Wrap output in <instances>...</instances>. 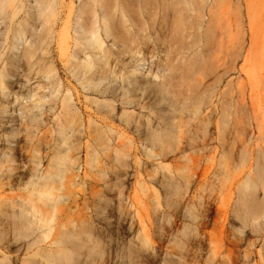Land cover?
Returning a JSON list of instances; mask_svg holds the SVG:
<instances>
[{
	"label": "bare ground",
	"instance_id": "1",
	"mask_svg": "<svg viewBox=\"0 0 264 264\" xmlns=\"http://www.w3.org/2000/svg\"><path fill=\"white\" fill-rule=\"evenodd\" d=\"M78 1L75 5L64 0H0V25H3L0 35V169L3 172L0 175L7 173L11 176L22 161L33 159L31 134L41 118L44 122V126L39 128L44 134L42 140L53 139L51 133L59 122L66 127L71 126L69 142L78 146V151H69L66 157L57 161L46 185L36 186L23 194L28 201L27 211L31 213L28 219H34L46 230L44 239L47 244L39 249L30 252L28 242L16 239L25 235L28 227L24 220L19 219L21 209L18 197L22 194L15 188L14 181H0V221L5 222L0 225V264H50L63 254L92 242L90 233L95 224L89 212L71 220L61 216L62 205L67 200L64 192L68 185H75L74 179L79 176L82 167L72 171L73 163L82 151L89 157L85 165H91L90 169L93 164L100 163L97 173L106 167L110 159L123 155L126 146L132 147V138L124 125L137 122L148 124L150 117L156 120L158 113L153 104L156 94L172 103V118L183 129L181 153L185 144L189 146V151L207 149L206 142H197L198 132L206 125L204 118L199 120L205 109L209 108V113L217 112L218 131H224L228 125V105H221L219 110L211 102L214 89L222 77L212 63L209 43L216 32L222 33V30L235 26L237 16L234 4L238 0ZM244 6L249 24L255 22L253 16L260 17L252 26L255 30L258 23L264 22V17L261 18L264 0H244ZM254 8L256 12L253 13ZM205 15L208 22L201 32ZM249 32V35H255L250 29ZM198 47L202 48L200 54L195 53ZM189 52L193 55L185 65L182 60ZM196 57H200L201 66L194 68ZM146 61L148 71H139L140 65ZM57 65L87 93L82 101L83 111L72 101L70 88L63 89L65 93L60 97V84L49 96L37 92L38 89H53V81L58 74ZM31 73L38 76L35 89L26 86L32 80ZM19 78L24 80L18 91H14L13 85L20 83ZM21 87L25 88L24 93L20 92ZM197 108L199 115L194 116ZM113 110L120 114L121 120L111 119ZM194 121H198L199 125H193ZM117 130L120 133L118 136L115 134ZM158 132L166 134L164 128L158 129ZM220 147L222 151L225 149L224 141ZM175 158L161 160L158 165L165 167L176 181L188 180L189 185L195 184L194 189L188 192L191 195L187 207L193 226L200 212L198 198L203 194L200 191H204L208 167L204 166L196 172L200 161L196 159L194 167L177 166L175 172L165 163ZM61 168L68 170L62 174ZM245 174L229 188L230 196L235 197ZM83 176L91 178L88 182L90 192L98 182L104 183V178L97 174L91 176L85 172ZM99 195L103 196V192ZM220 204L218 200L216 215L210 222L220 226L221 232H224L229 210L228 206ZM88 206L85 201L80 210ZM192 229L196 233V229ZM206 229L208 223L203 225L202 239L211 244ZM81 235H85L86 239L80 238ZM138 236L143 237L145 242L143 227L138 228ZM226 240L233 254L241 253L243 259L253 254L264 264V248L261 247L257 253L249 249L255 246V241L247 242L246 250L240 252L241 244L236 245L228 237ZM200 250L201 247H190L179 255L188 257L192 253L196 262L199 257L196 252ZM18 254L21 259L17 263L14 255ZM229 263L238 264L239 261L231 256Z\"/></svg>",
	"mask_w": 264,
	"mask_h": 264
},
{
	"label": "rangeland",
	"instance_id": "2",
	"mask_svg": "<svg viewBox=\"0 0 264 264\" xmlns=\"http://www.w3.org/2000/svg\"><path fill=\"white\" fill-rule=\"evenodd\" d=\"M64 1L75 5L79 2L78 0ZM208 5L211 6L212 2L209 1ZM234 6L237 16L235 26H232L229 30H222V33L216 32L209 43L212 63L216 68V72H220L219 74L222 77H220L221 79L214 89L211 102L219 110L221 105H228V125L224 131H218L216 124L218 119L217 112L209 113V108L205 109L199 116V120L201 121L204 118L207 129L198 132L197 142H206L207 149L204 151H188L183 157H176L174 160L176 163L170 160L165 162L170 165L171 170L176 172L177 166L183 167L187 165L192 168L195 166L194 161L199 159V168L196 169V172L204 166L208 167L206 185L215 181L217 164L222 160L230 176L227 182L226 194L218 198L220 205L225 207L231 203L234 197L233 195L230 196L229 188L237 178L241 177L250 168L232 171L231 161L224 153L226 151L232 153L241 152L242 155L250 153L254 161L256 153L264 150V22L262 21L264 13L261 16L263 24L259 21L261 23H258L254 30L252 29L254 27L253 24L255 23L256 25V21L258 22L260 17L253 16L255 22L253 21L251 25L246 15L244 0H238ZM254 12H256L255 8L253 9ZM207 22L208 18L205 15L201 32L206 29ZM249 29L251 33L255 32V35L251 34L252 37L254 36L253 38H250ZM2 30L3 25L1 24L0 35ZM201 50L202 48L198 47L195 49V53L200 54ZM191 53L189 52L184 56L183 64L187 65L189 63L188 61L193 55H190ZM196 58L194 68L201 66L200 57ZM56 69L58 74L53 81V89L51 88L50 91L38 90L37 92L49 96L50 92L56 91L58 89L57 86L60 84L61 86L58 89L60 97L65 93L63 89L70 88L73 95L72 101L76 103L80 111H83L82 101L87 93L80 88L79 83L74 78L67 72H63L60 65H57ZM139 69L141 72H147L148 62L141 64ZM31 77V82L26 86L35 89L38 84V76L31 73ZM20 80H18L20 83H15L16 86L15 84L13 85L14 91H18L24 79ZM24 90L25 88L21 87L20 92L24 93ZM195 95L193 96L194 98ZM219 96L220 102L217 103ZM8 114L10 115V112ZM13 116H15V113H13ZM193 123V125H199L198 121ZM221 140L224 141L225 149L223 151L220 147ZM78 157L82 167H80L79 176L74 179L75 185H68L64 192L67 200L62 205L61 216L71 220L79 214L89 212L95 224L90 233L92 242L85 244L83 248L73 250L71 253L63 254L50 264H230L229 258L231 256L234 260L237 258L238 264H261L259 258L253 254H249L248 259H243L241 253L233 254L226 240V228L224 232H221L220 226H214L211 222L208 223V229L205 231L211 240V244L201 238V250L196 252L199 254L196 262H194L195 257H193L192 253L191 256L181 257L179 253L186 248L190 250L187 245L189 246V241L196 237L197 232H193V226L189 223L185 224L182 230H178L174 234H165L164 226H171L174 222L173 217L171 215H161L164 205L158 190L154 186H150L145 182L147 191L143 194L139 191L140 181L144 178V172L142 171L137 173L136 183L130 193L132 208L125 210L122 207L118 212H111L109 215L113 219L111 221L107 220L104 214V183L98 182L94 190L91 191L93 192L91 195L88 187V182L91 178L83 176L85 172H89L91 176L97 174L94 169L97 170L100 167V163L93 164V168L90 169L88 164H86L87 166L85 165V161H88L89 157H86L82 151ZM137 164L142 167L139 160ZM81 181H83V185H80ZM100 192H103V196L99 195ZM200 192L204 193V191ZM190 195L189 193L187 194V203ZM85 201L89 204L88 208L80 210ZM153 201L158 203L159 207H154ZM190 207L193 208V206ZM157 216H161L159 226L156 222ZM186 226H190V228ZM139 227H143L145 242L142 241L143 237L138 236ZM117 235L127 238L121 244L118 259L112 254L110 248L111 237ZM80 238L85 240L86 236L81 235ZM252 241H254V238L242 243L240 252L245 251L247 242ZM249 249L257 253L261 249V245L255 243V246L249 247ZM64 255L65 257H63ZM14 257L17 259V263L18 259H21L19 254L17 256L14 255Z\"/></svg>",
	"mask_w": 264,
	"mask_h": 264
},
{
	"label": "clouds",
	"instance_id": "3",
	"mask_svg": "<svg viewBox=\"0 0 264 264\" xmlns=\"http://www.w3.org/2000/svg\"><path fill=\"white\" fill-rule=\"evenodd\" d=\"M157 79H162V77H157ZM153 104L158 113L156 120L153 121L150 117L148 124L139 122L131 125L125 124L127 133L132 138V147L126 146L124 154L110 159L104 169L97 171V175L104 178V214L107 220L111 221L113 217L109 213L118 212L122 207L125 210L132 208L130 193L136 183L137 173L144 172L139 191L142 194L147 191L145 182L154 186L164 205L161 215L173 217V224L164 226L167 235L174 234L176 231L182 230L185 224L192 223L191 218L187 215V194L194 189L195 184L189 185L188 180L176 181L165 167L158 165V162L164 159H173L177 155L183 157L189 151V146L185 144L184 152L179 151L183 129L172 118L171 101L156 94ZM193 115H199L198 108ZM110 117L114 121L121 120L120 114L115 110L110 113ZM43 126L44 122L41 118L34 133L31 134L33 159L22 161L11 176L7 173L0 175V181H14L15 188L19 189L22 194L21 197H18L21 209L19 219L24 220L28 227L25 229V235L16 239L28 242L30 252L32 249H39L47 244L44 239L46 230L34 219H28L31 213L27 211L28 201L23 198V194L36 186L46 185L50 180L51 169L57 164V161L66 157L69 151H78V146H73L69 142L72 135L71 126L66 127L57 122L51 133L53 139L42 140L41 137L44 134L39 131V128ZM161 128L166 130V134H159L158 129ZM205 129H207V125H205ZM115 134L118 136L119 130ZM224 155L231 161L232 171L250 168L237 187L235 197L228 204L227 237L236 245L254 238L255 243H259L264 248V150L256 153L254 161L250 153L242 155L241 152L226 151ZM90 156L94 159L92 152H90ZM138 160L142 167L137 164ZM80 166L77 158V161L73 163L72 171L78 170ZM89 166L91 167V165ZM67 170L66 168L60 169L62 174ZM94 171L96 170L94 169ZM0 172H3V169H0ZM215 177L213 183L204 186V193L198 198L197 206L200 208V212L193 224L197 235L189 241V246L194 249L201 247L203 225L215 217L218 198L227 192V182L230 176L222 160L217 164ZM192 179L195 178L192 177ZM153 204L154 207H159L155 201ZM160 219L161 216L156 217L158 226ZM4 223L0 221V225ZM125 239L127 238L121 235L111 237L110 248L117 259L121 251V244Z\"/></svg>",
	"mask_w": 264,
	"mask_h": 264
}]
</instances>
